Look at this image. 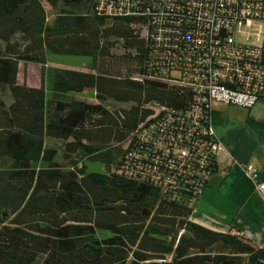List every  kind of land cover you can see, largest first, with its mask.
Segmentation results:
<instances>
[{"label":"trees","instance_id":"obj_1","mask_svg":"<svg viewBox=\"0 0 264 264\" xmlns=\"http://www.w3.org/2000/svg\"><path fill=\"white\" fill-rule=\"evenodd\" d=\"M136 1L0 0V160L13 167L0 176V264H264L250 239L191 221V184L200 180L204 194L218 158L190 165L177 187L158 179L165 160L177 164L166 150L208 152V112L172 83L180 75L163 44L143 37L150 28L133 14ZM48 53L90 57L92 71L55 69L49 95L45 83H20V65L46 68ZM87 90L97 103L71 96ZM171 115L188 116L197 134H171ZM47 139L62 142L70 167ZM86 161L107 173L88 174Z\"/></svg>","mask_w":264,"mask_h":264},{"label":"built area","instance_id":"obj_2","mask_svg":"<svg viewBox=\"0 0 264 264\" xmlns=\"http://www.w3.org/2000/svg\"><path fill=\"white\" fill-rule=\"evenodd\" d=\"M136 2L143 7L134 10L133 14L146 17L151 30H145L143 37L163 44L161 48L165 50L170 73L180 75V80H173L172 83L196 92L197 100L205 104L208 112L205 127L202 128V134L211 138V142L204 144L208 152L195 154L196 152L186 148L188 146L174 148L173 151L166 150L169 154L166 157L176 160L177 164L165 160L157 167L161 173H158L161 185L177 187L179 183H183L180 180L182 175L190 172V165L198 161L200 168L197 171L205 169L210 159L208 156L219 158L224 151L215 132L212 117L215 107L226 105L250 110L263 98L264 47L238 43L236 31L240 26L251 28L253 25H264V0ZM161 111L162 109L156 110L157 114ZM187 120L188 116L171 115L168 122L163 123L170 124L169 130L176 127L184 131L188 127V136L194 137L197 134L196 126L190 128ZM192 146L190 143V147ZM244 172L255 183L257 191L264 195V184L259 181L258 171L248 167ZM155 173L157 174L152 172ZM195 175L203 176L205 173L199 172ZM191 187L194 189V196L190 205L196 207L204 191L203 183L196 180Z\"/></svg>","mask_w":264,"mask_h":264},{"label":"crops","instance_id":"obj_3","mask_svg":"<svg viewBox=\"0 0 264 264\" xmlns=\"http://www.w3.org/2000/svg\"><path fill=\"white\" fill-rule=\"evenodd\" d=\"M256 28V45L264 46V25ZM215 120V132L224 151L191 221L215 232L244 236L264 248V195L244 172L248 167L256 169L264 184V131L258 132L250 124L264 127V95L250 110L216 107Z\"/></svg>","mask_w":264,"mask_h":264},{"label":"rangeland","instance_id":"obj_4","mask_svg":"<svg viewBox=\"0 0 264 264\" xmlns=\"http://www.w3.org/2000/svg\"><path fill=\"white\" fill-rule=\"evenodd\" d=\"M46 8H47V13L49 15V21L52 22L53 13L48 6H46ZM251 28H246L241 26L237 28L236 39L239 43L243 45L257 44V41L254 39V37L258 36V28H256V25L255 27H251ZM119 53L121 52L119 51ZM47 62L48 64L46 68L38 65L22 64L20 67V74H19L20 83H25L28 86H33V87H40L42 86L43 83H45V88L47 90V94L49 95L50 94L49 89L54 79L55 69L73 70L78 72L89 73L92 71V64H93V60L90 57L66 56V55H57L53 53L47 54ZM71 96H73L78 101H84L89 103L96 102L94 90H87L83 93L73 94ZM114 106L111 104L108 105L109 108H112ZM220 106L224 107V105H220ZM62 145H63L62 142H56L54 140L47 139V146L49 148H53L58 151L57 162L62 166L70 167L72 160L71 161L64 160ZM72 159L77 160L78 158L75 157ZM85 163H86V172L88 174L107 173V169L103 164L90 162V161H86ZM80 166L81 164L79 163V167ZM12 168H13L12 166L7 165L6 163L0 160V176L4 175ZM100 234L104 235L105 232H103V234L100 232Z\"/></svg>","mask_w":264,"mask_h":264}]
</instances>
